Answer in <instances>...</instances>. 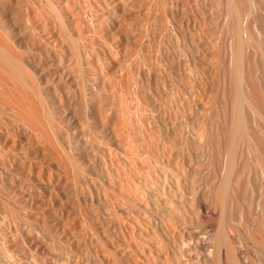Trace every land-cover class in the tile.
<instances>
[{
    "label": "bare ground",
    "instance_id": "1",
    "mask_svg": "<svg viewBox=\"0 0 264 264\" xmlns=\"http://www.w3.org/2000/svg\"><path fill=\"white\" fill-rule=\"evenodd\" d=\"M0 118V264H264V0H0Z\"/></svg>",
    "mask_w": 264,
    "mask_h": 264
},
{
    "label": "rangeland",
    "instance_id": "2",
    "mask_svg": "<svg viewBox=\"0 0 264 264\" xmlns=\"http://www.w3.org/2000/svg\"><path fill=\"white\" fill-rule=\"evenodd\" d=\"M142 11L143 12H145V9H142ZM125 22H129L127 19H125ZM145 25H146V23H145ZM145 25H144V27H145ZM143 27V28H144ZM1 119H3V120H1ZM4 121V122H3ZM4 127H6L5 128V130L4 129H0V132H1V134L2 135H5L4 137H5V139L2 137L1 139L2 140H5V142H7L9 145H11L12 146V148H16L17 147V140H16V138L18 137H16V135L15 134H13V133H9L10 131V125H9V123H8V121L6 120V119H4V118H0V128H4ZM18 139V138H17ZM7 140V141H6ZM10 181H12L11 183H10ZM6 182V185L8 186V188L10 189V190H7L8 192H9V194H11L12 196L14 195V196H16L15 198H17L18 197V199H16V200H18V202H20V203H18V205L17 206H19L20 208H22V204H21V202L23 201V200H25L27 197H24V195L22 194V193H20V191L18 190V187L14 184V182H13V180H6L5 181ZM9 183V184H8ZM13 184V185H12ZM6 186V187H7ZM15 189V190H14ZM11 191H13V193L11 192ZM16 192V193H15ZM15 193V194H14ZM19 194V195H18ZM22 195V196H21ZM13 196V197H14ZM21 204V205H20ZM3 215L4 214H2V221H0V227H1V229L3 230V231H9L10 232V229L12 228V226L9 224V221H7L8 220V218H7V220H5L4 218H5V216L6 215H4V217H3ZM3 222V223H2ZM6 222V223H5ZM11 226V227H10ZM12 230V229H11ZM194 242L196 243L197 242V244H199L200 242H201V240L200 239H197V240H192V239H190L187 243H185L184 244V247H185V249H186V251L188 252V253H190L191 255H194V250L192 249V246L194 245ZM201 257V256H200ZM198 258H199V256L198 257H195V260H197L196 262H198L199 260H198ZM8 259L11 261L9 264H42V262H41V260H39V259H34L33 260V263H29V262H27V260L28 259H23L22 257H21V255H19L18 253H12L9 257H8ZM197 264H200V262H198Z\"/></svg>",
    "mask_w": 264,
    "mask_h": 264
}]
</instances>
